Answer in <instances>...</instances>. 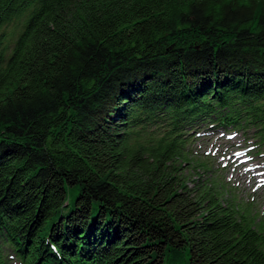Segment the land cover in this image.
<instances>
[{"label": "trees", "instance_id": "trees-1", "mask_svg": "<svg viewBox=\"0 0 264 264\" xmlns=\"http://www.w3.org/2000/svg\"><path fill=\"white\" fill-rule=\"evenodd\" d=\"M246 124L264 0H0V264H264L181 166L190 132Z\"/></svg>", "mask_w": 264, "mask_h": 264}, {"label": "rangeland", "instance_id": "rangeland-1", "mask_svg": "<svg viewBox=\"0 0 264 264\" xmlns=\"http://www.w3.org/2000/svg\"><path fill=\"white\" fill-rule=\"evenodd\" d=\"M155 131L152 125L140 129L142 136L146 138L152 136ZM260 132L261 130L253 125L215 131L204 126L195 129L190 132L189 142L184 147L188 160L182 162L181 166L190 180L200 178L218 191L223 204H230L237 212L245 211L244 214L247 213L254 227L264 229V189H256L252 179L241 178L233 163H226L223 153L224 148H232L235 154H238L236 162L244 163L256 171L264 181V136L260 138ZM200 163L202 165H199ZM67 190L69 201L73 203L77 191L71 187Z\"/></svg>", "mask_w": 264, "mask_h": 264}, {"label": "bare ground", "instance_id": "bare-ground-1", "mask_svg": "<svg viewBox=\"0 0 264 264\" xmlns=\"http://www.w3.org/2000/svg\"><path fill=\"white\" fill-rule=\"evenodd\" d=\"M223 153L226 157V163H233V167L238 171V175L243 179H252L253 183L256 185L255 188L258 190L264 189V181H262V177L256 174V171L245 166L244 163L236 162L238 154H235L232 148L226 147L224 148ZM244 174H248L249 176L245 177ZM241 179V180H243Z\"/></svg>", "mask_w": 264, "mask_h": 264}]
</instances>
